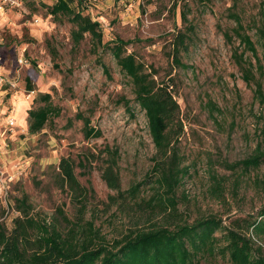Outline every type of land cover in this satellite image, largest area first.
Wrapping results in <instances>:
<instances>
[{"label":"rangeland","instance_id":"374dc122","mask_svg":"<svg viewBox=\"0 0 264 264\" xmlns=\"http://www.w3.org/2000/svg\"><path fill=\"white\" fill-rule=\"evenodd\" d=\"M86 1L87 14L101 24L104 43L131 42L128 53L136 54L157 80L174 79L184 130L178 154L187 172L176 192L179 215L171 220L165 214L148 216L110 206L109 196L116 192L103 173L111 159L123 191L146 182L140 188V199L148 201L156 193V176L151 174L156 150L145 114L135 102L129 79L111 55L94 54L90 37L75 50L71 24L54 21L41 7L55 0H20L19 5L0 11V74L16 85L0 87V222L11 229L19 216L14 201L24 195L33 214L49 222L58 218L59 208L70 219H77L74 194L59 180L56 167L61 158L74 161L77 179L85 188V223L93 222L110 243L131 231L191 225L211 216L222 219L227 228H233L236 220L255 216L264 207V192L256 184L264 179V164L248 172L228 167L254 156L259 147L264 152V103L255 93L257 88L243 82L231 59L239 42L228 43L224 34L235 26L230 9L236 8L249 24L252 18L261 19L264 0ZM179 32L189 36L179 57L185 68L171 57L172 42L176 46ZM250 34L256 41L254 32ZM48 43L58 50L59 70L53 67ZM98 56L112 79L103 72ZM26 78L33 92L26 90ZM262 85L264 91V76ZM39 93L52 95L61 116L32 136L27 111ZM77 113L89 117L102 136L87 140L83 123L75 120ZM12 120L14 126L9 125ZM213 175L225 181L223 202L210 192ZM258 245L264 249V240ZM201 264L231 263L218 256Z\"/></svg>","mask_w":264,"mask_h":264},{"label":"trees","instance_id":"16d2710c","mask_svg":"<svg viewBox=\"0 0 264 264\" xmlns=\"http://www.w3.org/2000/svg\"><path fill=\"white\" fill-rule=\"evenodd\" d=\"M41 7L46 9L47 15L54 21L66 20L71 24V39L75 50L90 37L94 54L99 55L102 51L103 54L111 55L120 72L129 79L135 102L145 114L156 150V165L151 173L156 176L153 182L156 193L148 201L140 199L143 193L140 188L146 182L123 191L115 171V162L111 159L103 173V179L116 192L109 196L110 206L127 207L131 212L148 216L165 214L171 220L174 219L179 215L177 188L187 176L178 154L177 144L184 130L179 121L180 106L175 96L174 79L157 80L155 74L146 70L136 54L128 53L127 47L131 42L115 39L104 43L101 24L87 14L89 7L86 0H55L52 5ZM229 12V18L235 26L231 31H226L224 36L228 43L232 44L236 39L240 44L233 49L231 59L241 73L243 82L249 87L255 86L256 95L264 103V11L261 19L252 18L249 24L244 22L236 8ZM183 20L184 23L188 22L186 14ZM189 28L191 32L192 26L189 25ZM251 32H254L256 41ZM188 40V34L179 32L176 35V46L174 40L172 42L171 57L182 68L186 66L181 64L180 52ZM48 48L53 67L59 70L58 50L52 43H48ZM98 60L107 78L112 79L109 68L102 63L100 56ZM26 90L34 91L29 78H26ZM126 107L131 111L129 102ZM60 116L61 109L53 103L52 95L39 93L27 111L29 134L39 135ZM75 120L83 123V133L87 140L102 136L101 131L91 126V119L85 114L77 113ZM71 123L72 120L69 121ZM258 150L254 156L231 164L229 170L242 169L248 172L261 167L264 164V152L261 147ZM92 157L94 162L95 156ZM80 165L85 166L83 162ZM56 168L62 186H67L74 194L78 207L77 219H70L65 210L59 208L58 218L49 222L47 218L33 214L27 196L15 199L14 209L19 216L13 219L11 229L0 222V264H201L206 258L218 256L228 259L231 264H264V249L258 245V242L264 240V207L255 216L234 221L233 228H227L222 219L211 216L191 225L131 231L121 240L110 243L100 230L95 229L93 222L85 223L86 192L75 174L74 161L61 158ZM212 181V197L220 202L225 201V181L217 175L212 176ZM256 184L264 192V179ZM217 233L223 235L222 238L216 236Z\"/></svg>","mask_w":264,"mask_h":264},{"label":"built area","instance_id":"2783aa9c","mask_svg":"<svg viewBox=\"0 0 264 264\" xmlns=\"http://www.w3.org/2000/svg\"><path fill=\"white\" fill-rule=\"evenodd\" d=\"M20 4V0H0V11L5 7V6H14V5H19ZM21 63H23V61H21ZM10 85L12 88H16V85L14 83L11 82H6V80L2 77V75L0 74V87L2 88L5 85ZM9 125L14 126L15 125V121H9Z\"/></svg>","mask_w":264,"mask_h":264}]
</instances>
